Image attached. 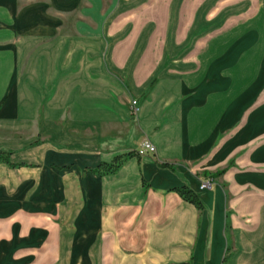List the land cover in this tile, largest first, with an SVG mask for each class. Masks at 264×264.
Instances as JSON below:
<instances>
[{
	"label": "crops",
	"instance_id": "1",
	"mask_svg": "<svg viewBox=\"0 0 264 264\" xmlns=\"http://www.w3.org/2000/svg\"><path fill=\"white\" fill-rule=\"evenodd\" d=\"M0 150V264H264V0H0Z\"/></svg>",
	"mask_w": 264,
	"mask_h": 264
},
{
	"label": "trees",
	"instance_id": "2",
	"mask_svg": "<svg viewBox=\"0 0 264 264\" xmlns=\"http://www.w3.org/2000/svg\"><path fill=\"white\" fill-rule=\"evenodd\" d=\"M132 155H138L137 152H129L126 155L116 156L110 163H101L95 168V172L98 174H108L113 173L116 171V169L120 166L123 159L128 156ZM9 152L0 150V162L7 163L9 165H12L9 163ZM174 190L177 192V194L186 202L191 203L197 208H202V202L200 200L199 194L189 188L186 185L179 186L177 188H174Z\"/></svg>",
	"mask_w": 264,
	"mask_h": 264
},
{
	"label": "built area",
	"instance_id": "3",
	"mask_svg": "<svg viewBox=\"0 0 264 264\" xmlns=\"http://www.w3.org/2000/svg\"><path fill=\"white\" fill-rule=\"evenodd\" d=\"M130 113L132 115L137 113V100L135 98L130 100L129 104ZM155 147L149 140H143L139 145L138 149L136 150L138 155H142L146 152H154ZM210 187V180H206L200 184V189H206Z\"/></svg>",
	"mask_w": 264,
	"mask_h": 264
},
{
	"label": "rangeland",
	"instance_id": "4",
	"mask_svg": "<svg viewBox=\"0 0 264 264\" xmlns=\"http://www.w3.org/2000/svg\"><path fill=\"white\" fill-rule=\"evenodd\" d=\"M130 104V103H129ZM129 111H130V108H129Z\"/></svg>",
	"mask_w": 264,
	"mask_h": 264
}]
</instances>
